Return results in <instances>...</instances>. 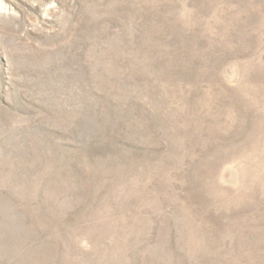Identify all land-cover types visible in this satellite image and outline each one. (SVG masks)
Listing matches in <instances>:
<instances>
[{"label":"rangeland","instance_id":"1","mask_svg":"<svg viewBox=\"0 0 264 264\" xmlns=\"http://www.w3.org/2000/svg\"><path fill=\"white\" fill-rule=\"evenodd\" d=\"M0 264H264V0H0Z\"/></svg>","mask_w":264,"mask_h":264}]
</instances>
